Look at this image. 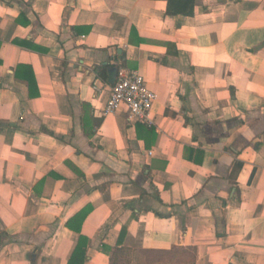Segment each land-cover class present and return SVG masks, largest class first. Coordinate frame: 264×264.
<instances>
[{
  "label": "crops",
  "instance_id": "1",
  "mask_svg": "<svg viewBox=\"0 0 264 264\" xmlns=\"http://www.w3.org/2000/svg\"><path fill=\"white\" fill-rule=\"evenodd\" d=\"M122 68L152 125L102 114ZM174 248L264 264V0H0V264Z\"/></svg>",
  "mask_w": 264,
  "mask_h": 264
},
{
  "label": "built area",
  "instance_id": "2",
  "mask_svg": "<svg viewBox=\"0 0 264 264\" xmlns=\"http://www.w3.org/2000/svg\"><path fill=\"white\" fill-rule=\"evenodd\" d=\"M109 96L102 110L103 115L113 113L120 105L126 107L129 122L152 125L151 109L156 99L141 73L135 69H119L117 78L109 86Z\"/></svg>",
  "mask_w": 264,
  "mask_h": 264
},
{
  "label": "trees",
  "instance_id": "3",
  "mask_svg": "<svg viewBox=\"0 0 264 264\" xmlns=\"http://www.w3.org/2000/svg\"><path fill=\"white\" fill-rule=\"evenodd\" d=\"M109 68H110L109 64L96 65L94 67V72L96 73V76L98 78L107 82ZM88 211H89L88 208L81 210L77 215L73 217V219H75L77 223H81ZM68 223L69 222H67V224ZM80 239H81V242H78L77 247L75 248V252H74L75 255H73L75 257H76V253H80L82 249L81 248L82 244L85 242V245H86V239L82 237H80ZM153 253H154V260H155L154 263L156 264H193V261H194V254L190 251V249L174 248L173 250H170V251H160V252H153ZM147 255H148V252L141 253V257L144 260L140 262L141 264L142 263L143 264H147V263L153 264V263H149L148 258L146 257ZM83 256L85 257V252ZM111 260L113 261L112 264L117 263L115 262L116 258L114 257V255L111 256ZM72 263L73 261L69 260V264H72Z\"/></svg>",
  "mask_w": 264,
  "mask_h": 264
}]
</instances>
